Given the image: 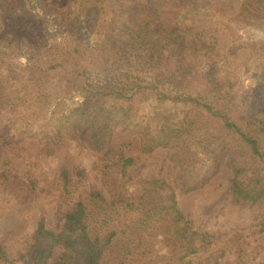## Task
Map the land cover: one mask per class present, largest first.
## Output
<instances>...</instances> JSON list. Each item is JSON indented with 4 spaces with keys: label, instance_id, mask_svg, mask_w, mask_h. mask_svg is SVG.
<instances>
[{
    "label": "trees",
    "instance_id": "obj_1",
    "mask_svg": "<svg viewBox=\"0 0 264 264\" xmlns=\"http://www.w3.org/2000/svg\"><path fill=\"white\" fill-rule=\"evenodd\" d=\"M169 2L178 6L171 27L162 21ZM210 3L0 0V185L35 192L38 181L22 179L3 149L32 139L49 153L66 133L96 155L95 170L112 181L108 199L95 186L84 188L85 168L61 170L62 230L39 220L18 257L0 244V264H172L214 243L215 235L196 230L180 210L166 178H137L128 192L137 160L115 143L119 132L142 156L164 149L184 192L227 168L232 198L264 205V0L219 6L228 19L237 14L238 42L203 19ZM243 52L254 59L242 65ZM21 56L37 60V71L27 72ZM251 70L256 84L238 89L237 74ZM252 227L264 232V218ZM157 239L167 251L157 250ZM229 247L204 264H216Z\"/></svg>",
    "mask_w": 264,
    "mask_h": 264
},
{
    "label": "rangeland",
    "instance_id": "obj_2",
    "mask_svg": "<svg viewBox=\"0 0 264 264\" xmlns=\"http://www.w3.org/2000/svg\"><path fill=\"white\" fill-rule=\"evenodd\" d=\"M223 1L211 0L208 10L205 11L207 16L203 19L217 26L224 33L223 35H228L230 40L235 42L236 29L240 27L236 19L237 14L232 19H228L226 11H219ZM177 11L178 6L173 2L165 5L162 21L166 26L174 25ZM232 11H238V8L234 7ZM241 36L236 38L237 42ZM27 57H19L20 64L26 66L27 72L37 71V60L30 62ZM239 59L238 62L244 65L247 60H252L254 57L250 58L248 53L243 52ZM257 79L254 70L237 74V88L242 91L248 90L256 84ZM67 85V80L61 76L57 86L62 89ZM114 141L116 144L125 143V153L134 156L137 160L131 170L129 193L135 192L137 178L164 177L173 186L177 205L192 220L193 227L216 236L214 243L208 249L192 254L181 262L174 260L172 264H204L206 258L214 255L222 245L230 247L216 264L237 262L264 264V232H257L252 227L264 218V205L235 201L232 198L229 191L231 177L229 169L220 170L216 178L203 188L184 192L174 180L172 164L164 149H157L149 155L142 156L138 152L137 142L132 141L127 132L117 133ZM129 142L131 143L128 144ZM3 158L10 161V166L14 167L22 179L28 176L38 181L36 191L33 193L19 183H8L6 187L0 185V244L14 258L18 257L31 242L39 220L43 219L46 227L55 232L62 230L65 215L56 200L59 195L57 174L61 170L85 168L87 178L84 188L95 186L106 198L111 197L112 181L103 180L95 170L96 155L88 149L81 148L70 133H66L62 143L49 153L42 152L37 141L26 139L21 144L4 148ZM1 168L0 162V170ZM156 248L159 251H167L162 239H157ZM209 263L214 264L212 261Z\"/></svg>",
    "mask_w": 264,
    "mask_h": 264
}]
</instances>
